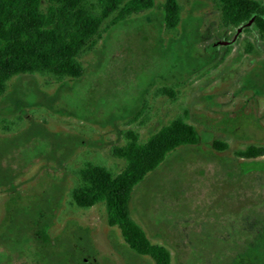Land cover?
I'll return each instance as SVG.
<instances>
[{
    "label": "rangeland",
    "instance_id": "374dc122",
    "mask_svg": "<svg viewBox=\"0 0 264 264\" xmlns=\"http://www.w3.org/2000/svg\"><path fill=\"white\" fill-rule=\"evenodd\" d=\"M163 3L103 30L81 55L83 77L8 82L0 264H153L108 224L103 204L78 207L71 192L89 162L122 170L112 149L126 131L145 141L177 116L201 142L172 152L135 187L133 219L172 264H264V157L235 155L264 145V42L225 26L217 0H178L181 22L169 30Z\"/></svg>",
    "mask_w": 264,
    "mask_h": 264
},
{
    "label": "trees",
    "instance_id": "16d2710c",
    "mask_svg": "<svg viewBox=\"0 0 264 264\" xmlns=\"http://www.w3.org/2000/svg\"><path fill=\"white\" fill-rule=\"evenodd\" d=\"M217 1L225 26L254 30L257 39L264 42V0ZM155 6L156 0H97L95 4L89 0H0V97L17 75L46 74L56 81L83 77L81 55L96 46L103 30ZM162 12L167 29L179 26L178 0H164ZM163 91L174 96L171 89ZM125 136L126 141L112 149V156L123 162L122 170L114 174L103 165L87 163L79 171L80 182L71 192L72 201L81 208L103 204L108 224L120 229L129 249L153 264H172L169 249L153 243L133 219L130 203L135 187L172 152L200 144V132L177 116L145 141L130 130ZM212 147L220 152L228 149L221 141H213ZM235 155L264 157V145H250Z\"/></svg>",
    "mask_w": 264,
    "mask_h": 264
},
{
    "label": "water",
    "instance_id": "95a60500",
    "mask_svg": "<svg viewBox=\"0 0 264 264\" xmlns=\"http://www.w3.org/2000/svg\"><path fill=\"white\" fill-rule=\"evenodd\" d=\"M247 25H248V26H251V25H252V21H250ZM242 30H243V28H240V29L238 30L237 34H238L240 31H242ZM237 34L235 35V37L233 38V40H231V41H227V42H224V44H225V45H230V44L234 43V41L236 40Z\"/></svg>",
    "mask_w": 264,
    "mask_h": 264
}]
</instances>
